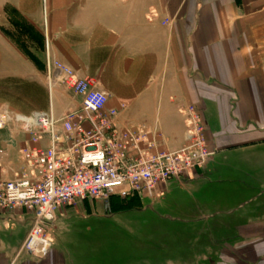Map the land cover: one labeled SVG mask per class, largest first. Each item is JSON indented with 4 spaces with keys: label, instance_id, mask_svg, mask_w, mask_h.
Instances as JSON below:
<instances>
[{
    "label": "crops",
    "instance_id": "0c3cea01",
    "mask_svg": "<svg viewBox=\"0 0 264 264\" xmlns=\"http://www.w3.org/2000/svg\"><path fill=\"white\" fill-rule=\"evenodd\" d=\"M8 10L15 42L5 35ZM23 23L41 37L40 72L25 57ZM48 60L106 92L107 109L120 112L119 128L159 132L170 150L185 146L187 109L196 107L213 155L191 180L175 181L192 190L189 223L224 221L217 232L210 224L203 229L186 258L166 264H264V0H0V82L42 83L62 118L82 100L59 85L49 90ZM7 139L0 133V142ZM18 140L20 149L28 137ZM19 163L20 152L13 169ZM10 171L1 158L0 178L13 179ZM30 226L21 212L0 215V264H73L53 248L41 261L18 257Z\"/></svg>",
    "mask_w": 264,
    "mask_h": 264
},
{
    "label": "built area",
    "instance_id": "2783aa9c",
    "mask_svg": "<svg viewBox=\"0 0 264 264\" xmlns=\"http://www.w3.org/2000/svg\"><path fill=\"white\" fill-rule=\"evenodd\" d=\"M46 73L50 91L59 85L81 98L78 110L62 118L52 108L29 115L0 113V130L13 125L28 137L19 167L11 170L14 178H0V215L21 212L29 218L18 257L28 254L40 261L50 254V235L66 209L85 201L107 206L112 199H155L170 181L191 180L213 155L194 106L187 109L185 146L170 150L162 146L159 132L119 128V110L107 109L108 94L92 80L58 61L48 60Z\"/></svg>",
    "mask_w": 264,
    "mask_h": 264
},
{
    "label": "rangeland",
    "instance_id": "374dc122",
    "mask_svg": "<svg viewBox=\"0 0 264 264\" xmlns=\"http://www.w3.org/2000/svg\"><path fill=\"white\" fill-rule=\"evenodd\" d=\"M7 13L12 26L5 35L15 42V21L11 11ZM23 29L26 33L23 37L25 57L40 72L42 66L36 49L41 37L31 25L23 23ZM43 105L51 108L50 94L42 83L0 82V113L29 115L42 111ZM0 133L8 134V139L0 142V152L4 153L0 159L5 158L10 171L24 145L18 148L20 133L13 125H7ZM169 185L168 190L155 199L112 202L111 215L94 206V202L68 210L59 216L60 225L50 235L52 248L65 254L73 264H166L186 258L187 253L192 252V241L203 229L210 224V228L215 226L217 232V225L224 219L216 216L211 223L205 222L203 228L192 225L194 223L187 221L189 211L196 207L192 190L182 188L175 180ZM203 215L198 214L196 218ZM206 261L203 259L201 264Z\"/></svg>",
    "mask_w": 264,
    "mask_h": 264
},
{
    "label": "trees",
    "instance_id": "16d2710c",
    "mask_svg": "<svg viewBox=\"0 0 264 264\" xmlns=\"http://www.w3.org/2000/svg\"><path fill=\"white\" fill-rule=\"evenodd\" d=\"M114 201H115V202H118V199H112V200H111V202H110V203H111V208H112V202H114ZM121 202H122V201H121ZM112 209H113V208H112Z\"/></svg>",
    "mask_w": 264,
    "mask_h": 264
},
{
    "label": "water",
    "instance_id": "95a60500",
    "mask_svg": "<svg viewBox=\"0 0 264 264\" xmlns=\"http://www.w3.org/2000/svg\"><path fill=\"white\" fill-rule=\"evenodd\" d=\"M106 209H107V212H110L109 211L110 210V205L109 204H107Z\"/></svg>",
    "mask_w": 264,
    "mask_h": 264
},
{
    "label": "flooded vegetation",
    "instance_id": "af4514ba",
    "mask_svg": "<svg viewBox=\"0 0 264 264\" xmlns=\"http://www.w3.org/2000/svg\"><path fill=\"white\" fill-rule=\"evenodd\" d=\"M111 208V207H110Z\"/></svg>",
    "mask_w": 264,
    "mask_h": 264
}]
</instances>
